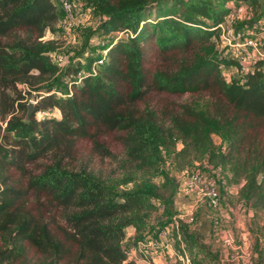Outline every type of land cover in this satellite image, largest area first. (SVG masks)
Wrapping results in <instances>:
<instances>
[{
	"label": "trees",
	"instance_id": "obj_1",
	"mask_svg": "<svg viewBox=\"0 0 264 264\" xmlns=\"http://www.w3.org/2000/svg\"><path fill=\"white\" fill-rule=\"evenodd\" d=\"M80 2L103 18L99 38L120 36L100 49L104 60L96 67L93 58L66 68L52 62L54 43L42 39L54 33L59 4L0 0V264H136L123 253L127 230L141 241L160 205L175 209L179 183L167 159L180 172L194 163L219 169L222 196L236 186L240 205L263 210L264 78L257 63L227 79L222 69L237 64L213 39L230 2L256 8L264 0ZM262 18L264 12L242 25ZM34 92L42 94L33 96L25 121ZM184 95L200 99H161ZM54 109L59 118L36 120L37 112ZM222 134L225 147L212 139ZM104 136L123 148L128 167L114 183L64 162L77 139L109 156ZM171 236L193 264L219 262L183 222H173Z\"/></svg>",
	"mask_w": 264,
	"mask_h": 264
},
{
	"label": "rangeland",
	"instance_id": "obj_2",
	"mask_svg": "<svg viewBox=\"0 0 264 264\" xmlns=\"http://www.w3.org/2000/svg\"><path fill=\"white\" fill-rule=\"evenodd\" d=\"M73 1L75 3L74 7H76L77 24L70 28H63L60 24L62 19L61 12L60 18L53 25L54 33L45 31L42 39L43 41H51L54 43L55 50L52 55V62L56 63L58 60H65L66 65L63 68H66L68 64L75 67L78 64H83L85 66L89 58H93L94 60L100 59L98 57L100 49L103 48V46L109 45V42L114 40L115 37H120L112 34L111 37L105 40L99 38L97 35V26L103 18L93 7L82 4L80 0ZM263 12L264 7L258 4L256 8L253 7L252 16L235 17L233 20V28L242 26L244 21L255 18ZM261 21L264 22V18H262ZM213 42L218 50H227L226 43L219 35L213 39ZM226 55H230V58L234 59L230 51ZM154 63L156 64L158 62L154 60ZM222 72L226 75L227 79L241 76L237 68L222 69ZM43 84L45 83H39L36 87L40 88ZM64 91V88L57 90L55 95L57 97H64ZM37 94L42 93L34 92L32 97H29V100L33 99V96ZM161 99H164L165 103L176 104L192 100L196 101L200 98L184 95L181 97L163 96ZM157 103L158 102H153L151 106L156 107ZM29 104L28 102V105ZM49 113L55 118H59L60 116L56 109L49 111ZM212 139L216 145L221 144L222 147H225L226 140L223 134L219 136L213 135ZM100 142L110 154L109 156L99 151L91 141L77 139L74 142L72 158L67 157L64 162L70 169H85L92 174L100 176L107 183L117 182L123 177L124 170L128 168L125 164L123 148L109 136L101 137ZM181 148L182 146L178 142L176 144V150L178 151ZM42 163L44 162H40L39 164ZM172 163V160L167 159L166 169L177 179L179 185L201 167L192 164L184 171L180 172L175 170ZM211 177L215 183L220 180L219 172L216 175H211ZM155 182H158V180L155 179ZM126 188L128 187H120L119 190ZM236 189V186L232 187L229 192H227V195L222 196L221 205L218 210H210L207 208L208 210L205 211L203 219L206 221V227L209 229V237L204 240V243L206 246H209L212 254L217 253L219 256V262L217 264H243L244 262L247 264H255L259 255L262 256V264H264V209L255 214L251 209L240 205L235 197ZM181 197L182 195L179 196V194H177L175 199L184 201V197ZM180 213L181 210L179 207L170 211L166 206L160 205L159 210L150 218V229L144 239L147 236H153L162 228L171 230L173 222L178 220L177 218ZM221 214L224 216H221ZM192 218L193 222L191 224H184L189 231L196 232V226L200 222L199 212L193 211ZM224 233L225 238H223V240H233V244H230V246L224 244L223 240H218ZM135 234L134 229L129 228L127 230L124 238L125 248L132 247L138 242H135ZM171 239L174 253L179 254L183 251L187 255L186 251L182 250L184 246L181 245L179 248H176L174 246V239ZM231 248H237V250L233 251ZM241 257H243V260ZM150 264H181V262L171 257L170 259L166 258L165 261L156 259L155 262H151ZM191 264L193 263L191 262Z\"/></svg>",
	"mask_w": 264,
	"mask_h": 264
},
{
	"label": "built area",
	"instance_id": "obj_3",
	"mask_svg": "<svg viewBox=\"0 0 264 264\" xmlns=\"http://www.w3.org/2000/svg\"><path fill=\"white\" fill-rule=\"evenodd\" d=\"M59 4L62 12V19L60 24L63 28H70L77 24L76 7L73 0H50ZM228 8L231 9L230 15L225 17L223 22L218 26V35L222 37L226 43V54L230 51L237 64V70L241 75H246L255 69L256 64H259V72L264 78V22L258 23L254 26L242 25L238 28H233V20L235 17L252 16L253 7L249 3H234L230 2ZM105 54V52H104ZM230 57V55H227ZM104 57L96 60L94 66L102 64ZM55 64L65 66V60H58ZM94 73V69L92 68ZM83 75H77L80 78ZM26 89V86H21ZM56 94V92H54ZM38 99V98H37ZM37 99L28 100L33 106ZM49 116V111L37 112L35 118L41 121ZM224 188V182L220 180L218 184L204 181L200 173L195 172L191 174L186 180L182 181L178 187L177 194L189 196L194 194L199 200L206 204L210 210H218L221 205V189ZM192 213L178 217V221L191 224L193 222ZM172 228L171 230L162 228L158 230L153 236H147L145 239L138 241L134 246L124 248L123 253L127 260H131L136 264H150L156 259L164 260L166 258L174 257L179 260L181 264H191L188 256L182 251L179 254L174 253L172 249ZM224 244L230 246L233 240L225 239ZM233 251L237 248H231ZM243 260V257H241ZM244 262V261H243ZM247 264V263H243Z\"/></svg>",
	"mask_w": 264,
	"mask_h": 264
},
{
	"label": "crops",
	"instance_id": "obj_4",
	"mask_svg": "<svg viewBox=\"0 0 264 264\" xmlns=\"http://www.w3.org/2000/svg\"><path fill=\"white\" fill-rule=\"evenodd\" d=\"M194 165H196L197 167L201 166L200 169L197 170V172L202 175L204 181L212 182L213 184H218V182L220 180H218V182L215 183L212 180L211 175H216V174H218V172L220 175L219 169L212 168L210 166H207L206 164L199 165V164L194 163ZM179 196H181V194H179ZM182 197H184V201H181V200L178 201L175 199V208L179 207V209L181 210V213L178 215V217H184V215H187L191 211L199 212L200 222L196 226V232L201 234L203 236L204 240H206V238L209 237V235H208L209 229L206 227L207 226L206 221H204V219H203L205 211L208 210L206 207V204L203 201L199 200L194 194H191L189 196H183L182 195ZM221 216H224V215L221 214ZM224 235H225V233L222 234L218 240H220V241L223 240V238H225Z\"/></svg>",
	"mask_w": 264,
	"mask_h": 264
},
{
	"label": "water",
	"instance_id": "obj_5",
	"mask_svg": "<svg viewBox=\"0 0 264 264\" xmlns=\"http://www.w3.org/2000/svg\"><path fill=\"white\" fill-rule=\"evenodd\" d=\"M34 111V106L32 104H29L27 106L26 114H25V121H28L30 117L32 116Z\"/></svg>",
	"mask_w": 264,
	"mask_h": 264
}]
</instances>
